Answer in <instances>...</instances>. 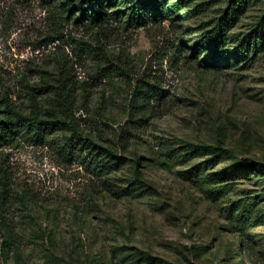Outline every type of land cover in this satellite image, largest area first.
<instances>
[{
	"label": "rangeland",
	"instance_id": "obj_1",
	"mask_svg": "<svg viewBox=\"0 0 264 264\" xmlns=\"http://www.w3.org/2000/svg\"><path fill=\"white\" fill-rule=\"evenodd\" d=\"M86 1L0 0V264H264V0Z\"/></svg>",
	"mask_w": 264,
	"mask_h": 264
},
{
	"label": "trees",
	"instance_id": "obj_2",
	"mask_svg": "<svg viewBox=\"0 0 264 264\" xmlns=\"http://www.w3.org/2000/svg\"><path fill=\"white\" fill-rule=\"evenodd\" d=\"M50 1V0H47ZM100 1L101 0H87L85 3V8L83 10H81L82 16L87 17L90 21L97 23L100 19V17L102 16V5H100ZM146 2L156 6V0H146ZM71 117L69 119H67V121L69 122V124L71 123ZM58 124H60V121L57 120L55 122V124L51 123V124H46V125H42L40 123H36V130L35 132L42 137L43 134H45V132H49L51 130H53L55 127L58 126ZM62 124V123H61ZM63 125V124H62ZM50 126V127H48ZM62 128V127H61ZM13 133V128L12 126H10L9 123L7 122H0V141H6V138L8 136V134ZM214 151H216L217 153H222L223 150L219 149V148H215Z\"/></svg>",
	"mask_w": 264,
	"mask_h": 264
}]
</instances>
